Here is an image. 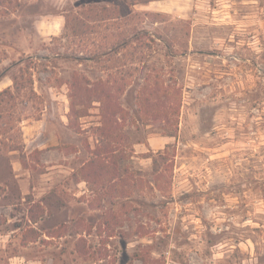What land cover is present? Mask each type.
<instances>
[{
  "label": "rangeland",
  "instance_id": "374dc122",
  "mask_svg": "<svg viewBox=\"0 0 264 264\" xmlns=\"http://www.w3.org/2000/svg\"><path fill=\"white\" fill-rule=\"evenodd\" d=\"M17 1L0 264H264V0Z\"/></svg>",
  "mask_w": 264,
  "mask_h": 264
},
{
  "label": "trees",
  "instance_id": "16d2710c",
  "mask_svg": "<svg viewBox=\"0 0 264 264\" xmlns=\"http://www.w3.org/2000/svg\"><path fill=\"white\" fill-rule=\"evenodd\" d=\"M1 2H6L8 4H11L13 5V2L12 0H0ZM0 2V3H1ZM15 5H18V1L16 2L15 0ZM16 8V6H13L12 7V10H14ZM8 9V8H6ZM104 18V17H103ZM103 18H100V19H103ZM104 20V19H103ZM70 19L67 20V24L69 23ZM84 25L86 26V22L84 23ZM130 45V40L127 38V37H123L121 39H119L117 41V43L115 44H112V46L108 47L109 48V51H108V48L106 50V53L107 54H104V56H109L111 54H114V52H118L120 49H124V48H127L128 46ZM14 84L17 88H19V83L17 82V79L15 78L14 79ZM3 94H9L10 95V92L8 90L4 91L2 94H0V97L3 96ZM167 95V94H166ZM169 95V94H168ZM170 99V98H169ZM99 102L103 103V98L99 95ZM74 106V105H73ZM166 106V105H165ZM1 118V117H0ZM3 118V117H2ZM107 120V117L105 116V121Z\"/></svg>",
  "mask_w": 264,
  "mask_h": 264
},
{
  "label": "crops",
  "instance_id": "0c3cea01",
  "mask_svg": "<svg viewBox=\"0 0 264 264\" xmlns=\"http://www.w3.org/2000/svg\"><path fill=\"white\" fill-rule=\"evenodd\" d=\"M167 143V142H166Z\"/></svg>",
  "mask_w": 264,
  "mask_h": 264
}]
</instances>
